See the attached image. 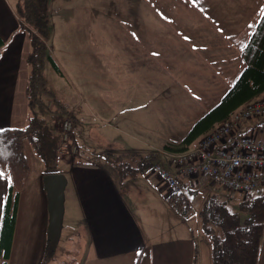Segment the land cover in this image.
<instances>
[{
	"label": "rangeland",
	"instance_id": "obj_1",
	"mask_svg": "<svg viewBox=\"0 0 264 264\" xmlns=\"http://www.w3.org/2000/svg\"><path fill=\"white\" fill-rule=\"evenodd\" d=\"M98 1L102 3L98 6V14L95 0L56 2L58 7L65 4L72 6L66 8L67 11L64 9L55 13L58 19H66L64 15L70 20L76 18L74 15L81 18L74 21L77 24L74 38L68 36L70 33L67 30L57 26L53 34L45 39L58 68L51 61L46 64L45 76L51 92L45 94L44 100L53 110H66L70 115L47 116L62 137L60 153L66 159H61L59 170H63L66 164H69L67 159L70 157L102 166L108 165L109 169H113L118 175L120 170H115L114 164L109 165L107 159L126 156L127 161L129 159L127 155L148 156L157 153L159 161L162 150L173 151L166 148V145L172 149L182 147V139L196 120L220 102L235 79L231 66L224 67L216 63L218 59L216 47V51L209 53V58H206L210 62H213V59L217 64L214 70L207 67L210 71L208 73L206 68L202 67L199 69L200 73L197 69L190 77L189 71L195 68L191 63L195 59L185 60L183 72L182 68L178 72L174 70V59L167 60L169 69L162 67L160 70L159 66L151 64L148 56H145L143 47L141 49L137 44L132 48L131 42L129 46V27L126 25L128 24L126 18L133 11V2ZM147 2L161 13L152 10L153 23L150 26L152 33L150 30L149 38L142 32L146 34L143 39L136 25L135 38L152 43L162 37L161 32H165L169 42L174 41L169 40L170 37L181 34L182 28L184 33L207 35L203 30H209L206 24L208 21L202 16L203 13L210 19L222 15L235 21H240V15L244 20L243 15H246V19L250 18L256 23L264 10V0H213L212 3L209 0H147ZM79 3L80 6L74 11L73 5L78 6ZM136 12L138 13L137 7ZM118 16L125 17V25L121 24ZM162 16H165L166 22ZM154 21H159L162 25L155 24ZM70 28L73 31V24ZM199 30L202 32H198ZM80 31L82 38L79 35ZM129 32L131 35V28ZM236 56H239L241 63L240 73L245 64L241 54L238 55L235 51L234 61ZM74 115L76 126L73 123ZM66 122L72 124V130H65ZM73 144L77 147L75 151ZM27 150L33 171L38 170L42 166L41 159L31 146L28 145ZM127 176L119 177L122 193L135 204L148 208L147 196L155 192L152 189L154 187L152 181L153 177H157L151 176L149 169L141 171L136 176L131 175L129 178ZM181 180L184 182L183 190L189 199L191 198L192 206L187 220L188 237L197 251L199 262L212 264L211 240L202 230L197 214L209 193L208 184L206 179H188L186 182L184 179ZM193 191H196V194ZM215 192L222 194L224 191L220 189ZM262 192L264 193V188L254 193ZM240 200L241 197L237 196L229 200V205L244 222L246 214L239 207ZM66 219L62 223V229L65 233L72 231L70 234L72 238L68 242L61 241L57 246V263L83 264V251L78 242L83 235L88 237V230L86 226H80L78 219H73L76 222L75 226H72L73 223L68 217ZM216 232L220 233L218 227ZM261 246L263 256L264 235ZM67 248L68 251H65ZM65 252L67 253L64 257ZM262 256L260 261L264 264Z\"/></svg>",
	"mask_w": 264,
	"mask_h": 264
},
{
	"label": "crops",
	"instance_id": "obj_2",
	"mask_svg": "<svg viewBox=\"0 0 264 264\" xmlns=\"http://www.w3.org/2000/svg\"><path fill=\"white\" fill-rule=\"evenodd\" d=\"M18 1L0 0V131L6 128L24 127L29 114L27 82L30 72L28 55L31 44L29 34L20 25L17 16ZM95 1L98 14V6L102 3L98 0ZM127 1L133 2V11L126 18L128 21L126 25L129 27V46L131 42L130 47L132 48H135L137 44L141 49L143 47L145 56H148L151 64L159 66L160 70L162 67L169 69L167 60L174 59L175 68L172 66L174 70L178 72L182 68L181 72H183L182 66L185 60L193 61L195 59L191 63L195 68L189 71L190 77L197 69L200 73L199 69L202 67H205L208 73L210 72L208 68L214 70L217 64L213 59V62H210L206 58H209V53L216 51V47L218 49L216 63L219 66H231L233 78L236 80L240 74L241 63L239 56H236L234 61L233 54L235 51L236 54H241L251 36V28L253 30L257 22L253 23L250 18L246 19V15H243L244 20L240 15V21H235L222 15L210 19L207 14L203 13L202 16L208 21L206 24L209 30H203L207 35L184 33V28H182L181 34L170 37L169 40L174 39V41L169 42L165 32H161L162 37L158 41L142 42L135 38L136 27L138 26L137 30L140 31L143 39L146 34L149 38L150 26L153 23L152 10H158L152 4H148L147 0H143V2L141 0ZM56 2L58 0H49L50 35L55 31V27L60 26V29L64 28L70 33L69 37L74 38L77 32L75 29L77 24L74 21L81 17L74 15L76 18L70 20L64 15L66 19H58L55 13L62 12L72 6L65 4L63 7H58ZM209 2L212 3L213 0H209ZM79 6L80 3L78 6L73 5V10L75 11ZM162 18L165 19V16ZM118 19L122 25H125V17L118 16ZM114 20L121 25L118 20ZM164 21L166 22V19ZM154 23L162 25L159 21H154ZM72 24L73 31L70 28ZM158 32L160 33V31ZM198 32H202V30ZM79 35L82 38L81 31ZM223 40L224 42H222ZM157 46L158 48H156ZM176 82L182 84L181 81L176 80ZM252 123V121L246 122L242 132H249L251 128L248 126ZM28 158L30 170L20 194L8 264H41L47 240L50 238L48 192L44 185L47 173L43 162L38 170L33 171L29 155ZM62 158L64 157L62 156ZM67 160L69 164H66L63 170H59L66 177L62 223L68 217L69 221L73 223L72 226L76 225L73 219H78L80 226H86L88 237L83 235L78 242L81 251H83V264H204L202 261L199 262L197 251L188 237L187 220L189 216L182 215L172 207L168 201V188L165 182L157 177L152 169H149L150 175L157 177H153L152 181L154 185L152 189L155 192L147 196L149 204L146 208L135 204L133 200L122 193L119 183L121 175L120 173L117 175L113 169H109L108 165L102 166L98 163L70 157ZM107 161L109 165L114 164L109 159ZM114 167L119 171L115 164ZM187 180L184 179L185 182ZM9 185L10 180L3 173L0 176V226ZM72 229L74 230V228ZM71 233L72 231L65 233L61 229L58 239L55 240V237L52 239L56 251L61 241H70ZM56 251L54 259L48 264H61L57 263ZM65 251H68V248ZM66 253H64V257ZM261 256L262 251L259 264H262Z\"/></svg>",
	"mask_w": 264,
	"mask_h": 264
},
{
	"label": "trees",
	"instance_id": "obj_3",
	"mask_svg": "<svg viewBox=\"0 0 264 264\" xmlns=\"http://www.w3.org/2000/svg\"><path fill=\"white\" fill-rule=\"evenodd\" d=\"M16 12L31 44L27 82L29 114L24 127L0 131V171L10 180L0 226V264H8L11 256L20 194L30 170L27 147L31 146L41 159L47 174L60 172L62 137L47 116H70L66 110H53L44 100L45 94L51 92L45 76L46 64L51 61L58 68L45 40L50 35L49 0H19ZM241 57L245 66L220 102L193 124L181 141L182 147L172 149L166 145V148L183 151L193 147L202 136L229 119L240 107L264 95V10L241 51ZM73 117L76 126L75 115ZM127 156V161L126 156L109 158L120 170L122 178L152 169L158 162L157 153ZM221 193H212L197 213L202 230L211 240L212 264H259L264 235V194L253 192L241 196L239 207L246 214L242 222L229 205L232 198ZM168 201L182 215H190L191 198L186 193H169ZM216 227L220 233L216 232ZM55 251L53 240L48 239L41 264L52 261Z\"/></svg>",
	"mask_w": 264,
	"mask_h": 264
},
{
	"label": "built area",
	"instance_id": "obj_4",
	"mask_svg": "<svg viewBox=\"0 0 264 264\" xmlns=\"http://www.w3.org/2000/svg\"><path fill=\"white\" fill-rule=\"evenodd\" d=\"M249 121L253 122L248 126L251 130L243 133V126ZM71 125L66 122L65 130H72ZM73 150H77L74 144ZM160 153L152 172L165 182L168 194L184 192L181 179L203 178L209 187L204 200L218 189L232 199L261 191L264 188V96L240 107L193 147Z\"/></svg>",
	"mask_w": 264,
	"mask_h": 264
},
{
	"label": "water",
	"instance_id": "obj_5",
	"mask_svg": "<svg viewBox=\"0 0 264 264\" xmlns=\"http://www.w3.org/2000/svg\"><path fill=\"white\" fill-rule=\"evenodd\" d=\"M44 185L48 192L50 214L49 239L55 237V240H57L62 229L63 192L66 186V177L60 172L47 174L44 178Z\"/></svg>",
	"mask_w": 264,
	"mask_h": 264
},
{
	"label": "snow or ice",
	"instance_id": "obj_6",
	"mask_svg": "<svg viewBox=\"0 0 264 264\" xmlns=\"http://www.w3.org/2000/svg\"><path fill=\"white\" fill-rule=\"evenodd\" d=\"M3 175V173L2 172H0V176H2Z\"/></svg>",
	"mask_w": 264,
	"mask_h": 264
}]
</instances>
